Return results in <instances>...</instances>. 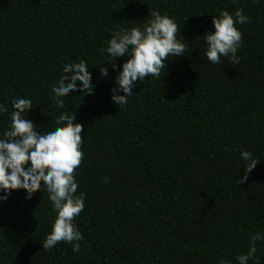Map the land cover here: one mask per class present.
I'll list each match as a JSON object with an SVG mask.
<instances>
[{
	"label": "trees",
	"instance_id": "1",
	"mask_svg": "<svg viewBox=\"0 0 264 264\" xmlns=\"http://www.w3.org/2000/svg\"><path fill=\"white\" fill-rule=\"evenodd\" d=\"M238 7L251 18L236 25L240 62L213 65L200 37L214 30L211 15ZM152 10L176 18L188 51L119 109L116 73L96 68L107 66L100 48ZM65 57L88 61L96 90L57 106L50 89ZM19 95L31 97L37 125L76 111L83 126L76 179L86 200L74 222L84 240L79 253L42 247L55 217L42 183L31 199L19 190L0 204V264H236L249 235L264 233V0H0V103L10 113ZM7 122L0 115V131ZM226 147L259 162L241 185L239 151ZM257 248L264 264V242Z\"/></svg>",
	"mask_w": 264,
	"mask_h": 264
},
{
	"label": "clouds",
	"instance_id": "2",
	"mask_svg": "<svg viewBox=\"0 0 264 264\" xmlns=\"http://www.w3.org/2000/svg\"><path fill=\"white\" fill-rule=\"evenodd\" d=\"M211 17L214 30L205 31L200 37L206 45L204 58L213 65L222 64L224 58L239 64L237 52L242 46L243 34L236 25L250 23L251 18L239 7L234 13L222 10ZM180 31L175 17L152 10L145 23L112 32L106 47L100 48L107 66L96 67L102 78L109 76V66L116 73L109 90L112 103L119 109L127 105L139 81L146 77L160 78L169 57H184L188 45ZM121 58L124 62L118 65L116 61ZM90 69L85 59L65 57L60 74L51 86L49 99L63 106L65 98L72 97L73 93L93 95L96 83ZM11 108L9 113L6 103H0V115L8 114V122L0 131V204L19 190L25 192V199H31L43 183L55 217L42 247L52 250L64 242L71 244L73 252L79 253L84 236L74 221L85 208L86 193L77 194L76 176L84 152L83 126L76 122V111L72 114L55 112L50 122L47 120L40 126L29 118L33 110L30 96L12 98ZM225 150L239 151L244 175L237 178V182L239 185L245 183L258 160L249 150L230 147ZM258 242H264V233L250 234L248 250L235 257L236 264H249V261L260 264ZM219 264L228 262L221 259Z\"/></svg>",
	"mask_w": 264,
	"mask_h": 264
}]
</instances>
